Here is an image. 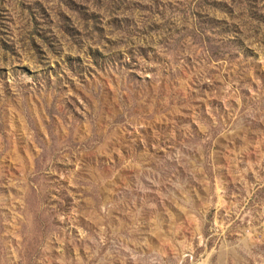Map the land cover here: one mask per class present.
<instances>
[{
  "label": "rangeland",
  "instance_id": "obj_1",
  "mask_svg": "<svg viewBox=\"0 0 264 264\" xmlns=\"http://www.w3.org/2000/svg\"><path fill=\"white\" fill-rule=\"evenodd\" d=\"M0 264H264V0H0Z\"/></svg>",
  "mask_w": 264,
  "mask_h": 264
}]
</instances>
